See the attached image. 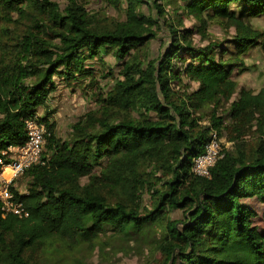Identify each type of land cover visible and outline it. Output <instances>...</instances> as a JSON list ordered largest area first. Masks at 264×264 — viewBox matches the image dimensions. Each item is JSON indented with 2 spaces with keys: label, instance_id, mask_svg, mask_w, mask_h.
Instances as JSON below:
<instances>
[{
  "label": "trees",
  "instance_id": "obj_1",
  "mask_svg": "<svg viewBox=\"0 0 264 264\" xmlns=\"http://www.w3.org/2000/svg\"><path fill=\"white\" fill-rule=\"evenodd\" d=\"M105 1L125 3L126 19L99 25L81 0H67L63 9L52 0H0L1 19L27 25L17 35L16 57L0 54V158L26 142L25 121L39 118L58 88L55 76L92 75L86 60L109 53L121 66L99 109L74 123L68 138L39 118L47 129L42 162L19 177L29 179L25 191L14 190L29 214L20 218L0 207V264H43L38 251L54 243L65 251L93 248L107 229L129 234L148 224L161 231L152 264H264V217L248 202L264 205V141L249 147L243 140L254 123L264 130V87L242 88L233 100L232 78L244 66L241 55L264 42V32L249 24L264 14V0H173L204 25L208 19L233 25L232 57L219 41L196 46L193 30L174 27L159 0L157 16L140 12L147 0ZM160 19L167 43L146 58ZM192 83L198 87L187 91ZM226 102L234 149L222 150L210 177L197 175L194 160L224 127L215 111ZM207 107L216 110L202 125L196 114ZM174 210L183 211L182 219L170 217Z\"/></svg>",
  "mask_w": 264,
  "mask_h": 264
},
{
  "label": "rangeland",
  "instance_id": "obj_2",
  "mask_svg": "<svg viewBox=\"0 0 264 264\" xmlns=\"http://www.w3.org/2000/svg\"><path fill=\"white\" fill-rule=\"evenodd\" d=\"M52 1L59 3L62 9L67 3V0ZM147 1L140 7V12L157 16L153 5L155 0ZM81 3L99 25L112 26L126 19L125 3L120 8L109 5L105 0H81ZM158 3L164 5L165 19L171 22L174 27L179 30H193L191 37L196 46H205L212 41H219L227 47L229 53L227 57H232L235 54L233 38L236 35V29L229 22L208 19L207 24L204 25L194 17L185 16L183 10L178 8V2L159 0ZM234 8L240 11V7L235 6ZM14 19H17L16 15H14ZM159 22L162 30L158 31L157 37L145 49L146 58L157 57L167 43L168 31L164 27V20L160 19ZM249 24L254 29L264 32V14L251 17ZM26 28L25 23H10L0 18V54L7 53L8 57H16L17 35L25 31ZM241 59L244 63L243 68L235 69L232 73V78L237 84L233 100L238 98V93L242 88L258 93L264 87V42L251 46L247 52L241 55ZM85 65L89 71H93L92 75L71 81L55 76L58 88L51 94L47 104L38 110L40 119L47 117L55 124L54 131L59 138H68L74 123L87 113L99 109L101 99L107 96L115 81L121 78L120 62L116 61L112 53L88 58ZM184 80L188 82L187 79ZM197 87V83H192L187 91L195 90ZM230 104V102L221 103L215 111L217 115L225 117L224 127L218 134L222 150L234 149V141L230 139L228 127L230 125L228 120ZM216 109L207 107L199 111L196 115L201 117L200 123L209 125L210 117ZM243 140L247 141L249 147H253L257 141H264V130L254 123ZM28 181V177L19 178L16 182L17 188L24 192ZM82 181L86 182L87 178ZM143 201L144 204H149L148 193H145ZM248 202L253 205L258 214L264 217V205L254 200H248ZM170 217L182 219L183 211L174 210L170 213ZM160 237V229L153 224H148L142 232L131 230L129 234L117 235L107 229L93 248L82 244L76 249L65 251L60 242H57L47 250L38 251L37 256L43 264H152L156 257L152 253L154 252L152 251L153 245L159 241Z\"/></svg>",
  "mask_w": 264,
  "mask_h": 264
},
{
  "label": "built area",
  "instance_id": "obj_3",
  "mask_svg": "<svg viewBox=\"0 0 264 264\" xmlns=\"http://www.w3.org/2000/svg\"><path fill=\"white\" fill-rule=\"evenodd\" d=\"M25 125L28 136L26 142L17 147H10L7 152H3L6 157L0 158V207L20 218L27 217L29 213L24 204L15 198L14 190L18 189L16 182L29 167L42 162L47 137L46 126L38 117L26 119ZM222 156L218 134L213 132L205 153L194 160V172L203 177H210V169ZM6 168L10 169L9 176L4 174Z\"/></svg>",
  "mask_w": 264,
  "mask_h": 264
},
{
  "label": "bare ground",
  "instance_id": "obj_4",
  "mask_svg": "<svg viewBox=\"0 0 264 264\" xmlns=\"http://www.w3.org/2000/svg\"><path fill=\"white\" fill-rule=\"evenodd\" d=\"M6 171H8V172H6ZM4 174L7 175V176H9L10 175V169L9 168H6L5 171H4Z\"/></svg>",
  "mask_w": 264,
  "mask_h": 264
},
{
  "label": "crops",
  "instance_id": "obj_5",
  "mask_svg": "<svg viewBox=\"0 0 264 264\" xmlns=\"http://www.w3.org/2000/svg\"><path fill=\"white\" fill-rule=\"evenodd\" d=\"M6 176V175H5Z\"/></svg>",
  "mask_w": 264,
  "mask_h": 264
}]
</instances>
